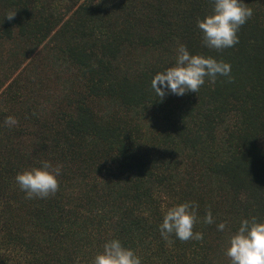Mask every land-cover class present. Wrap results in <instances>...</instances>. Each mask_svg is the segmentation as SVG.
I'll list each match as a JSON object with an SVG mask.
<instances>
[{
  "label": "trees",
  "instance_id": "trees-1",
  "mask_svg": "<svg viewBox=\"0 0 264 264\" xmlns=\"http://www.w3.org/2000/svg\"><path fill=\"white\" fill-rule=\"evenodd\" d=\"M244 2L239 43L217 52L197 28L211 0H0V42L49 43L70 73L51 106L12 82L0 94V264H92L113 238L142 264H228V230L264 220V0ZM178 44L229 62L231 79L161 103L151 81ZM42 160L61 166L59 189L26 199L15 176ZM184 201L203 239L165 241L161 207Z\"/></svg>",
  "mask_w": 264,
  "mask_h": 264
},
{
  "label": "clouds",
  "instance_id": "clouds-1",
  "mask_svg": "<svg viewBox=\"0 0 264 264\" xmlns=\"http://www.w3.org/2000/svg\"><path fill=\"white\" fill-rule=\"evenodd\" d=\"M14 15L15 12H10L5 16L11 20ZM252 15L253 9L244 0H211V11L197 20L203 45L219 52L238 44L239 30ZM217 77L231 79L229 62L210 55L190 53L186 45L178 44L174 62L154 75L151 89L162 103L169 94L183 96L198 93L206 78L214 82ZM17 124L14 116L4 118V127L12 128ZM61 173V166L42 160L39 166L17 172L15 182L26 199H45L58 191ZM198 209L199 205L194 201L162 206V222L158 226L161 237L168 242L173 235L180 241L203 239L201 232L194 231L199 219ZM203 223H216L210 210L205 212ZM216 228L225 232L228 226L222 221L216 223ZM226 243L224 255L228 264H264V220L241 219L234 231L228 230ZM92 264H142V260L120 239L113 238L103 244V250L93 257Z\"/></svg>",
  "mask_w": 264,
  "mask_h": 264
},
{
  "label": "rangeland",
  "instance_id": "rangeland-1",
  "mask_svg": "<svg viewBox=\"0 0 264 264\" xmlns=\"http://www.w3.org/2000/svg\"><path fill=\"white\" fill-rule=\"evenodd\" d=\"M50 46L34 48L18 37L0 42V94L12 82L13 92H21L23 98L48 100L49 106L58 102L68 90L70 73Z\"/></svg>",
  "mask_w": 264,
  "mask_h": 264
}]
</instances>
